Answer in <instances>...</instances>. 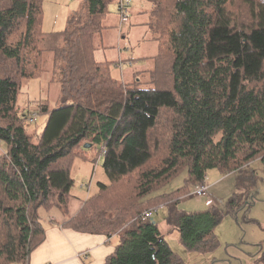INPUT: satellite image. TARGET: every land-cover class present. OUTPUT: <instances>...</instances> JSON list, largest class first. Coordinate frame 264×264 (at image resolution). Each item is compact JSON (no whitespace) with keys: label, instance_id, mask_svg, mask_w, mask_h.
Returning <instances> with one entry per match:
<instances>
[{"label":"trees","instance_id":"1","mask_svg":"<svg viewBox=\"0 0 264 264\" xmlns=\"http://www.w3.org/2000/svg\"><path fill=\"white\" fill-rule=\"evenodd\" d=\"M147 1L157 53L140 88L94 57L118 0H82L83 13L52 34L41 29L43 0H0V264H26L44 240L41 212L55 211L62 227L117 236L104 264H185L142 213L163 204L179 245L205 255L219 246L223 214L243 206L233 193L226 211L179 208L208 171L264 163V0ZM42 74L59 93L53 109L35 102L46 118L36 132L17 102L21 83ZM88 143L100 147L108 183L72 214L70 163ZM182 172V187L159 193Z\"/></svg>","mask_w":264,"mask_h":264},{"label":"rangeland","instance_id":"2","mask_svg":"<svg viewBox=\"0 0 264 264\" xmlns=\"http://www.w3.org/2000/svg\"><path fill=\"white\" fill-rule=\"evenodd\" d=\"M82 0H43L41 29L44 33H59L65 30L69 15L78 11ZM128 3L130 21L120 24L117 2L108 6L109 14L103 20L105 29L96 38L94 57L99 62H109L110 76L116 81L123 80L131 84L133 80L140 81V88H148L149 72L153 68V56L157 53V35L149 29L150 12L155 7L147 0H123ZM78 14H82L80 10ZM128 17V19H129ZM116 30V35H115ZM125 39H121V35ZM116 38V39H115ZM102 42V46L99 43ZM128 48L122 52V58L134 56L132 65L125 64L119 69L114 63L118 60L119 49ZM132 56V57H133ZM104 59H107L104 60ZM137 72V73H136ZM136 73V74H135ZM52 77V76H51ZM50 75L42 74L40 78L24 80L21 83L17 105L22 112L36 114V120L30 122V131L40 132L45 124V116L37 114L35 102L48 100L51 109L56 106L59 87ZM51 79V80H50ZM49 80V81H48ZM28 118V119H29ZM83 157H73L70 163V177L73 186L70 191V209L75 212L82 201L92 195L98 188V183L107 184L108 178L102 168L103 155L97 145L82 149ZM5 156V146L0 144V157ZM208 177V193L214 206L226 211V202L235 193L240 198L242 207L233 212L223 214L222 222L216 227L215 235L219 240L218 248L211 254L188 253L178 243L176 232H169L163 221L166 210L163 204L152 207L153 218L160 232L164 235L170 248L177 253L185 264H262L261 248L264 244V163L251 162L240 171L227 175L217 170H210ZM187 173L182 172L170 181L159 193L168 194L184 185ZM189 193L181 200L179 208L185 212L202 211L205 207V197H195ZM157 193H154L156 195ZM163 205V206H162ZM145 210V211H148ZM55 211V210H54ZM52 213L41 212L42 219L48 220Z\"/></svg>","mask_w":264,"mask_h":264},{"label":"crops","instance_id":"3","mask_svg":"<svg viewBox=\"0 0 264 264\" xmlns=\"http://www.w3.org/2000/svg\"><path fill=\"white\" fill-rule=\"evenodd\" d=\"M81 8L82 5L78 11L71 14H77L80 12ZM115 16L119 20V15ZM129 21L130 17L127 22L128 24ZM121 39L124 40L125 35L122 34ZM99 46L103 47L102 42L99 43ZM123 51L128 53V48L119 49V61L114 63L119 69H122V66L125 64L132 65L134 62L133 55L125 54V57L122 58ZM104 60L107 61V59ZM120 82L125 83L123 74ZM204 202L205 208L202 211L214 206V202L210 196L209 198H205ZM77 210L78 208L76 211ZM75 212L71 213L74 214ZM51 215L52 216H50L48 220L43 222L45 232L44 240L32 251L26 264H104L106 258L113 254L118 243L116 235L108 237L103 234L76 232L61 226L59 222H61V220L63 221V218H61L59 214Z\"/></svg>","mask_w":264,"mask_h":264},{"label":"built area","instance_id":"4","mask_svg":"<svg viewBox=\"0 0 264 264\" xmlns=\"http://www.w3.org/2000/svg\"><path fill=\"white\" fill-rule=\"evenodd\" d=\"M118 15H119V20L120 24H124L128 22V3H125L123 0H118ZM36 120V114L32 113L31 117L29 118V122H33ZM1 144V141H0ZM209 185H208V177L207 174L204 176L202 183L193 187L192 194L195 197H205L209 198V193H208ZM211 202V201H209ZM157 209V208H156ZM148 210L144 211L141 215L142 220H147L152 218L153 216V211L156 210Z\"/></svg>","mask_w":264,"mask_h":264},{"label":"water","instance_id":"5","mask_svg":"<svg viewBox=\"0 0 264 264\" xmlns=\"http://www.w3.org/2000/svg\"><path fill=\"white\" fill-rule=\"evenodd\" d=\"M90 146H92L90 143H88V144H85L84 145V148H88V147H90Z\"/></svg>","mask_w":264,"mask_h":264}]
</instances>
